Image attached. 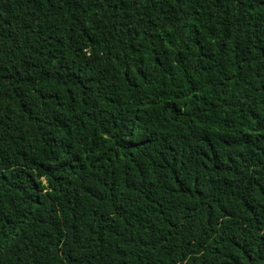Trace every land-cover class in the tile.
Segmentation results:
<instances>
[{"label": "trees", "instance_id": "trees-1", "mask_svg": "<svg viewBox=\"0 0 264 264\" xmlns=\"http://www.w3.org/2000/svg\"><path fill=\"white\" fill-rule=\"evenodd\" d=\"M0 264H264V0H0Z\"/></svg>", "mask_w": 264, "mask_h": 264}]
</instances>
